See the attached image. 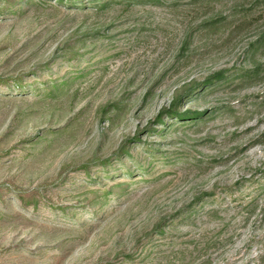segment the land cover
<instances>
[{
  "label": "rangeland",
  "instance_id": "374dc122",
  "mask_svg": "<svg viewBox=\"0 0 264 264\" xmlns=\"http://www.w3.org/2000/svg\"><path fill=\"white\" fill-rule=\"evenodd\" d=\"M263 32L264 0H0V264H264Z\"/></svg>",
  "mask_w": 264,
  "mask_h": 264
},
{
  "label": "trees",
  "instance_id": "16d2710c",
  "mask_svg": "<svg viewBox=\"0 0 264 264\" xmlns=\"http://www.w3.org/2000/svg\"><path fill=\"white\" fill-rule=\"evenodd\" d=\"M221 20L219 19V18H216V19H214V21L212 22V24H217V23H219ZM264 43V32H263V34L261 35V36H259L258 38H257V40H255L254 41V43L252 44L253 46H255L256 44L257 45H259L260 43ZM258 70V67L256 66V67H253V68H249V69H245V70H243L242 71V76H245V75H247L248 73H251V72H256ZM214 77H217V78H221L222 77V73H218V74H216ZM212 79L210 78V79H207V82H206V84H210V83H212ZM195 114V113H194ZM194 114H190V113H186V114H180V113H176L175 115L177 116V117H179V119H182V120H189L188 118L190 117V115H194ZM189 116V117H188ZM257 189H263L264 190V184L263 183H261L258 187H257ZM254 201V198H252L250 201H249V203H251V202H253ZM246 203V202H245ZM246 206L248 205L247 203L245 204Z\"/></svg>",
  "mask_w": 264,
  "mask_h": 264
}]
</instances>
